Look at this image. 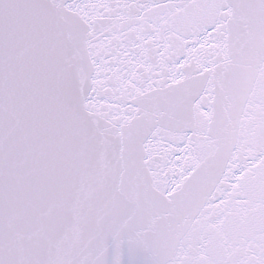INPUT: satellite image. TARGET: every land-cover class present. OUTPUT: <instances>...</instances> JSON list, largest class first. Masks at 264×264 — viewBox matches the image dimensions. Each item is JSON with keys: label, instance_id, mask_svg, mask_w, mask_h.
<instances>
[{"label": "snow or ice", "instance_id": "6c2138e0", "mask_svg": "<svg viewBox=\"0 0 264 264\" xmlns=\"http://www.w3.org/2000/svg\"><path fill=\"white\" fill-rule=\"evenodd\" d=\"M0 264H264V0H0Z\"/></svg>", "mask_w": 264, "mask_h": 264}]
</instances>
